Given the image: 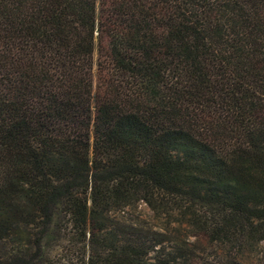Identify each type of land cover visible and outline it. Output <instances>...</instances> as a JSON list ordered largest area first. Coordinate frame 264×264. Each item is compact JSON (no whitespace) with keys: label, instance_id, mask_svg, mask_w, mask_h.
Listing matches in <instances>:
<instances>
[{"label":"trees","instance_id":"obj_1","mask_svg":"<svg viewBox=\"0 0 264 264\" xmlns=\"http://www.w3.org/2000/svg\"><path fill=\"white\" fill-rule=\"evenodd\" d=\"M56 214L66 264H264V0H0V264Z\"/></svg>","mask_w":264,"mask_h":264},{"label":"rangeland","instance_id":"obj_2","mask_svg":"<svg viewBox=\"0 0 264 264\" xmlns=\"http://www.w3.org/2000/svg\"><path fill=\"white\" fill-rule=\"evenodd\" d=\"M94 79L95 83H97L96 75ZM114 216L120 217L127 223H140L153 229H157L162 225V222L143 203H140L136 210L126 209L120 213L116 212ZM54 226L61 227L63 231L69 232L66 219L61 214H56L49 234L42 241V255L44 257L42 264H66L69 260H80L81 254L78 248L73 246L75 240L67 232H65L66 234L61 233V235H58Z\"/></svg>","mask_w":264,"mask_h":264}]
</instances>
